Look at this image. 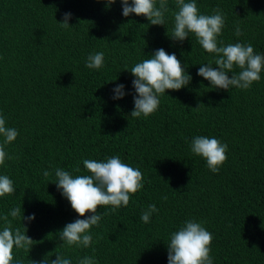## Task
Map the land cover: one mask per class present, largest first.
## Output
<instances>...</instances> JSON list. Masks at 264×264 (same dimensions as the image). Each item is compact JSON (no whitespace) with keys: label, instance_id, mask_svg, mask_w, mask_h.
Here are the masks:
<instances>
[{"label":"trees","instance_id":"16d2710c","mask_svg":"<svg viewBox=\"0 0 264 264\" xmlns=\"http://www.w3.org/2000/svg\"><path fill=\"white\" fill-rule=\"evenodd\" d=\"M196 3L200 14L222 11L218 46L251 44L264 55V0ZM176 11L175 0H168L165 25H151L143 15L124 17L121 0L111 6L107 0H0V114L19 133L5 146L16 158L0 165L15 188L0 197V217L21 207L12 229L26 231L24 223L33 240L29 251L13 249V264H39L56 254L71 264L85 256L96 264H168L170 235L189 219L212 233L213 264H264V70L247 90L211 88L197 71L209 62L218 67L214 55L193 34L183 42L170 37ZM66 12L72 13L67 29L59 24ZM159 48L175 53L192 79L166 90L153 114L133 118L129 70ZM97 52L104 53L103 67H85ZM117 84L125 85L126 95L114 100ZM195 136L228 145L217 173L191 152ZM111 156L138 168L143 187L127 206H98L102 218L90 229L92 244L69 247L60 231L92 213L78 216L57 189L54 170L88 175L85 159ZM150 204L158 212L145 223L141 215ZM33 213L34 220L22 221Z\"/></svg>","mask_w":264,"mask_h":264},{"label":"clouds","instance_id":"9594fccd","mask_svg":"<svg viewBox=\"0 0 264 264\" xmlns=\"http://www.w3.org/2000/svg\"><path fill=\"white\" fill-rule=\"evenodd\" d=\"M116 0H107V5ZM122 15L128 17L131 14L143 15L151 25H165V13L168 11V0H121ZM177 11L174 13V27L171 38L174 41L183 42L193 34L202 46L203 50L214 55L213 63L201 64L197 75L208 80L211 88L229 90L230 87L247 90L253 82H259L261 72L264 70V55L256 54L251 44L229 43L225 45L219 42L217 37L221 35L225 24L222 11L217 8L212 15L200 14L196 0H175ZM71 12L63 15L59 24L62 28H69ZM237 37L243 33L237 26L234 33ZM104 53L97 52L87 57L85 67L100 69L103 67ZM238 67L240 71L234 72ZM128 70V69H127ZM135 94L133 95L134 109L131 111L133 118L143 115L145 118L153 114L159 107V97L166 90H180L189 85L192 77L185 71L181 61L175 53L169 54L163 48L155 50L151 58L138 62L130 70ZM228 73H232L229 77ZM124 84H117L113 88V99H121L126 95ZM198 107V106H197ZM19 135L15 128L7 127L6 120L0 114V165L5 164L6 159H15L10 156L5 146L11 144ZM228 145L221 143L217 138L207 136H195L191 141V152L205 159L207 167L217 173L227 160ZM88 175L73 177L68 171L56 168L55 183L70 203L71 208L79 217L86 213H92L85 219L77 218L65 225L60 231L59 239L69 247L77 246L88 248L92 244L90 229L98 226L101 215L97 213L98 206H111L115 211L121 206H127L132 194L143 187V174L138 168H133L121 161L119 156H111L105 161L85 159L83 161ZM79 166L75 171L79 172ZM51 173L43 172L45 178ZM15 192L13 181L7 175H0V197L11 195ZM167 199V197H163ZM158 212L155 204H150L141 215V220L150 222L153 213ZM9 216L12 219H9ZM3 230H0V264H13V249L29 251L33 245L31 237L20 228L12 229V222L21 219V207H15L3 217ZM35 219V214L27 217L22 215V221ZM212 233L194 219H189L177 230L171 233L167 243L168 264H213L211 252ZM15 264H24L23 260H16ZM32 264H37L32 261ZM39 264H71V260L56 254L54 260H42ZM79 264H96L91 256L80 259Z\"/></svg>","mask_w":264,"mask_h":264}]
</instances>
